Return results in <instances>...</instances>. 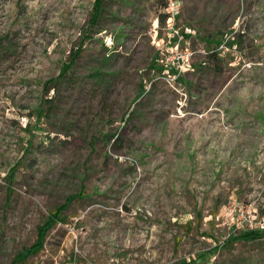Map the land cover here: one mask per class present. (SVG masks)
Masks as SVG:
<instances>
[{
    "label": "rangeland",
    "instance_id": "1",
    "mask_svg": "<svg viewBox=\"0 0 264 264\" xmlns=\"http://www.w3.org/2000/svg\"><path fill=\"white\" fill-rule=\"evenodd\" d=\"M0 264H264V0H0Z\"/></svg>",
    "mask_w": 264,
    "mask_h": 264
},
{
    "label": "built area",
    "instance_id": "2",
    "mask_svg": "<svg viewBox=\"0 0 264 264\" xmlns=\"http://www.w3.org/2000/svg\"><path fill=\"white\" fill-rule=\"evenodd\" d=\"M173 31L175 32V34H178V32L173 29ZM227 41L224 42V44L221 46V49H224L225 47V43ZM174 48H176L175 50H172L170 52V54L165 57V62L166 63H172L175 65V67L179 70V72L185 70L189 65H190V61H191V53H189L188 51H182L180 49H178V46H174ZM216 54H219L218 52Z\"/></svg>",
    "mask_w": 264,
    "mask_h": 264
},
{
    "label": "trees",
    "instance_id": "3",
    "mask_svg": "<svg viewBox=\"0 0 264 264\" xmlns=\"http://www.w3.org/2000/svg\"><path fill=\"white\" fill-rule=\"evenodd\" d=\"M166 7H167L166 4L163 5V8H166ZM168 17H169L168 14H161V15L159 16V22H160V23H165ZM208 59H209L210 61H218V60H219V55L216 54V53H211V54L208 56Z\"/></svg>",
    "mask_w": 264,
    "mask_h": 264
}]
</instances>
